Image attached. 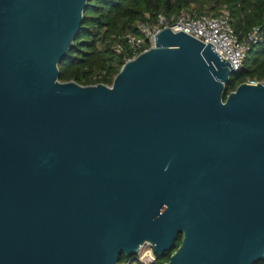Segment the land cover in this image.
<instances>
[{
	"label": "water",
	"instance_id": "water-1",
	"mask_svg": "<svg viewBox=\"0 0 264 264\" xmlns=\"http://www.w3.org/2000/svg\"><path fill=\"white\" fill-rule=\"evenodd\" d=\"M87 0H0V264L264 258V83L163 28L110 85L58 81Z\"/></svg>",
	"mask_w": 264,
	"mask_h": 264
},
{
	"label": "trees",
	"instance_id": "trees-1",
	"mask_svg": "<svg viewBox=\"0 0 264 264\" xmlns=\"http://www.w3.org/2000/svg\"><path fill=\"white\" fill-rule=\"evenodd\" d=\"M222 4L228 8L229 21L238 39L253 27H258L261 33V40L249 46L241 65L224 84L225 94L246 80L264 81V0H87L72 45L57 65L58 80H73L80 85H110L123 58L130 55L123 41L122 52L114 51L118 36L136 34L138 22H152L159 12L177 13L192 6L215 14ZM178 240L179 237L175 244ZM169 253L155 256L150 264L166 262ZM124 257L121 255L119 259ZM254 264H264V258Z\"/></svg>",
	"mask_w": 264,
	"mask_h": 264
},
{
	"label": "built area",
	"instance_id": "built-area-1",
	"mask_svg": "<svg viewBox=\"0 0 264 264\" xmlns=\"http://www.w3.org/2000/svg\"><path fill=\"white\" fill-rule=\"evenodd\" d=\"M229 19V11L225 4L218 6L215 14L198 11L192 6L181 9L177 13L159 12L152 22L149 20L138 22L136 34L125 33L118 36L117 41L113 44V49L120 53L123 50L122 41L127 45L130 55L123 58L124 63L153 46L156 33L163 28H169L173 32L182 31L203 44L209 43L213 46L212 49L223 60L228 59L232 69L236 70L241 65L249 46L261 40V33L258 27H253L242 39H238ZM246 81L248 83L257 82ZM154 258L151 245L142 243L133 258L122 263L117 262V264H129L131 261H134L135 264H150Z\"/></svg>",
	"mask_w": 264,
	"mask_h": 264
},
{
	"label": "rangeland",
	"instance_id": "rangeland-1",
	"mask_svg": "<svg viewBox=\"0 0 264 264\" xmlns=\"http://www.w3.org/2000/svg\"><path fill=\"white\" fill-rule=\"evenodd\" d=\"M186 8H190V6L189 7H186ZM185 9V8H184ZM59 81V80H58ZM60 82H65V81H60ZM67 82V81H66ZM261 82H264V81H261ZM77 83V82H76ZM127 260V258L126 257H124V258H121V259H119L118 260V263H122V262H124V261H126ZM129 264H135V262L134 261H131Z\"/></svg>",
	"mask_w": 264,
	"mask_h": 264
},
{
	"label": "flooded vegetation",
	"instance_id": "flooded-vegetation-1",
	"mask_svg": "<svg viewBox=\"0 0 264 264\" xmlns=\"http://www.w3.org/2000/svg\"><path fill=\"white\" fill-rule=\"evenodd\" d=\"M178 244H179V240H178L177 244H175V241H174L172 248L168 252L172 253L175 250V248L178 246ZM170 253H169V255H170Z\"/></svg>",
	"mask_w": 264,
	"mask_h": 264
}]
</instances>
